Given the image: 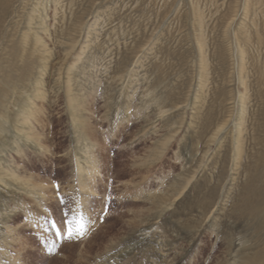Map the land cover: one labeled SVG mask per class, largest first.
Wrapping results in <instances>:
<instances>
[{"label": "rangeland", "instance_id": "rangeland-1", "mask_svg": "<svg viewBox=\"0 0 264 264\" xmlns=\"http://www.w3.org/2000/svg\"><path fill=\"white\" fill-rule=\"evenodd\" d=\"M0 264H264V0H0Z\"/></svg>", "mask_w": 264, "mask_h": 264}, {"label": "snow or ice", "instance_id": "snow-or-ice-1", "mask_svg": "<svg viewBox=\"0 0 264 264\" xmlns=\"http://www.w3.org/2000/svg\"><path fill=\"white\" fill-rule=\"evenodd\" d=\"M59 189V185H57V190ZM61 201H63V197H61ZM107 212H105V215ZM67 216V213H65ZM48 223V228L46 231H54L56 237L68 240H80L83 239L88 234V221L84 216L83 211L78 210V214H73L71 219H67L62 223L66 225L65 228L61 227L60 224L57 223L55 220H51ZM48 254H54L57 251L56 244L53 243L51 246H47Z\"/></svg>", "mask_w": 264, "mask_h": 264}, {"label": "bare ground", "instance_id": "bare-ground-1", "mask_svg": "<svg viewBox=\"0 0 264 264\" xmlns=\"http://www.w3.org/2000/svg\"><path fill=\"white\" fill-rule=\"evenodd\" d=\"M25 120L27 123H29L31 120V115L30 114L26 115ZM86 164L88 165L84 166L78 163L80 189L82 192L85 193L87 192V193L96 194V191L94 190V188H92V185H90V183L94 182L95 178L100 175L98 166L96 165V160L92 156H89L86 160Z\"/></svg>", "mask_w": 264, "mask_h": 264}]
</instances>
